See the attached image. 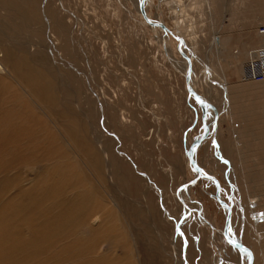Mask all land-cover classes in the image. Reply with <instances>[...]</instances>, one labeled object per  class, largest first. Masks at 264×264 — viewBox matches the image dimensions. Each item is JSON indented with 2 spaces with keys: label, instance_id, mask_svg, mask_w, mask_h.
<instances>
[{
  "label": "rangeland",
  "instance_id": "374dc122",
  "mask_svg": "<svg viewBox=\"0 0 264 264\" xmlns=\"http://www.w3.org/2000/svg\"><path fill=\"white\" fill-rule=\"evenodd\" d=\"M51 1H53V6L60 9V13L65 16V22L72 25L74 18L70 16V11L73 2L71 0ZM144 1L143 5H145L148 17L152 22L163 23L167 30L159 27L161 23L151 25L145 20L140 12V7L137 9L134 5L135 0H101L103 9L108 13L112 52L117 53V45L125 48L128 73H138L137 77H132L131 80L129 74L117 69L114 71L113 54L111 53L110 69L106 71L105 75L112 81L109 80L111 82L110 89L106 88L108 102L101 107H96V99L102 97L99 89L105 85L100 82L99 77L91 73L90 69L94 59L90 49H88L89 52H84L80 48V46H85V43L80 42L82 36L74 31L69 32L65 37L54 35L51 38L52 48H54L52 54L56 55L53 56L58 58L62 70L70 76V80L73 82L69 86L65 81L63 89L71 92L73 90L71 86H75V83L85 84L82 91L87 88L85 92H89V96L91 93L93 99L91 123L93 130L89 136L93 139L99 138L108 144L115 160L114 168L120 176L121 184L114 180L117 185L115 186L106 179L107 188L104 202L109 203L118 218L120 216L119 221L124 224L122 229L131 248H140L144 256L147 253L146 256L154 260V264H246L243 253L245 250L230 246L221 234L227 213L226 207L217 200L216 192L218 189V198L224 200L231 209L229 237L231 240H239L253 253L255 249L253 242L259 243L260 238L256 233V223L250 205H257L258 202L260 206H263L264 200L256 202V199H252L251 196L246 195L245 197L247 188L242 179L243 173L236 168L240 165L235 163L233 169L228 167V163H225L224 160L233 161V154L238 150L245 152L247 156L264 157V85L258 81L241 82L242 85L236 87L239 91L235 92L237 98L234 101L236 102L235 106L233 105L236 109L234 113L231 111L229 91L228 102L219 108L217 99L215 101V97L218 98L217 93L223 94L221 96L223 101L228 96L224 88L225 92L222 91L224 79L216 77L215 81H211L213 79L210 77L215 75L214 71L217 66L213 64L212 60L209 61L208 46L212 32L221 28L229 30L232 34L231 38L246 40V35L242 36V34L253 26L254 22L252 21L258 11H264V4L262 6L257 3V1L264 3V0ZM80 7L85 8V6ZM156 14L160 21L156 20ZM263 25L264 22H259L257 29L260 30ZM23 30L26 31L24 32L25 38L23 35L19 38L27 39L25 33H29L30 30L25 28ZM170 32L193 44L195 53L205 60L206 67L203 69L205 75H200L199 62L194 56L187 53L192 65V79L200 80L196 92L200 96L206 97V101L211 106V112L209 111L210 113L208 112L205 116L206 127L211 123V113H215L208 137L203 141L200 139L202 144L200 143L195 150L197 165L204 172L212 173L214 178L212 180L204 177L193 180L196 177L195 172L187 163V147L203 135L202 109L198 101L193 99L194 97H192L191 105L185 100L188 93L185 76L182 73L183 67L180 64L181 55L177 50L178 42ZM162 36L167 38V42L166 40L164 42ZM119 40L120 44H118ZM44 46L45 44H41V49H44ZM99 47V44H95L92 50L97 52L96 49ZM237 49L234 48L233 53L237 52ZM169 50L173 54L172 57L177 58L176 61L169 57L170 53H167ZM236 52L234 54H237ZM238 61H242L239 56ZM134 66L136 69L133 68ZM225 75L226 82L234 84L238 81L233 69L227 70ZM60 80L62 79L59 78L61 84L63 80ZM217 81L219 82L217 83ZM98 82L99 85H97ZM206 83L209 86H206ZM192 85L191 81V87ZM228 88L231 90L232 85H229ZM68 103L71 104L70 101ZM76 110L80 112L82 109L77 108ZM48 116L53 119L52 115L48 114ZM258 116L261 117L257 118ZM43 118L45 122H48V117ZM242 122L253 126V130L251 134L243 133L245 135L242 141L243 146L236 145L234 147V144L231 153H227L222 145L230 142L232 135L239 129ZM58 127L53 126L54 132L63 139ZM65 148L69 149L68 151L75 157L77 156L75 148H70L68 144L65 145ZM78 155L82 157L80 152ZM79 160L81 159L79 158ZM246 163L247 168L254 166L252 161ZM91 178H93L92 175ZM191 180H193L192 184L187 185V188H184L185 190L182 192L185 199L182 202L176 197L175 191L177 188L183 187V183L185 185ZM149 186L152 189L148 188ZM166 190L167 192H165ZM141 191L146 195H142ZM165 201L170 203L167 204ZM184 205L186 208L189 206L186 211ZM201 208L203 216L200 217ZM124 215L125 219H123ZM108 220L110 221L109 218ZM181 220H185L182 223L184 225L181 226L182 232L176 234L177 223ZM142 225L143 229L139 227ZM115 252L119 256L122 254L120 248H116ZM257 255L260 257L259 253ZM260 262L264 264V259H261ZM253 264L255 263L253 262Z\"/></svg>",
  "mask_w": 264,
  "mask_h": 264
},
{
  "label": "bare ground",
  "instance_id": "6f19581e",
  "mask_svg": "<svg viewBox=\"0 0 264 264\" xmlns=\"http://www.w3.org/2000/svg\"><path fill=\"white\" fill-rule=\"evenodd\" d=\"M71 1L73 6L70 5L72 8L70 16L74 18L72 25L65 22V16L60 13V9L53 6L51 0H0V264H154V260L146 256L147 253L144 256L140 248H131L122 229L124 224L119 221L120 216L118 218L109 203L104 202L107 188L106 179L115 186L117 185L114 180L121 184L120 176L114 168L115 160L108 144L99 138L93 139L89 136L93 130L91 127L93 99L91 93L89 96V92H85L87 88L82 91L85 84L75 83V86H71L73 88L71 92L63 89V83L67 82L70 86L73 82L70 80V76L62 70L60 61L54 57L56 55L52 54L54 48H52L51 38L54 35L65 37L69 32L74 31L82 36L80 42L85 43V46H80V48L84 52H89L88 49H90L94 59L93 67L91 66L90 69L91 73L99 77L100 82L105 85V88L100 87L99 89L102 97L96 99V107H101L108 102V99L106 100V95H108L106 88L110 89L111 82L109 80L111 79L107 78L105 73L110 69L111 53L113 54L114 71L117 69L127 75L129 74L131 80L132 77L136 78L138 73H128L125 48L117 45V53L112 52L108 13L103 9L101 0ZM140 3L141 0H135L134 5L137 9ZM257 3L262 4V6L264 4L261 1H257ZM80 6H85V8L82 9ZM143 8L146 12L145 5ZM146 14L144 19L151 25L161 23L152 22ZM157 17L158 14H156V20L160 21ZM252 22H254L253 26L242 34V36L246 35V40L231 38L230 31L222 28L219 29L220 31H213L211 40L209 39V61L212 60L213 64L217 66L214 71L215 75L210 78L213 79L211 81H215L216 77L224 79L222 91L224 88L228 96L223 101L221 100L223 94L217 93L218 98L215 97V101L217 99L219 108L224 106L229 100V91L233 113L236 110L233 107L237 98L235 92L239 91L236 87L241 86V82L246 80L257 81L250 76L247 78L248 66L253 65L255 60L264 61V32L257 29V24L264 22V11H258ZM24 28L30 32L25 33L27 39H20L19 37L24 36V32H26L23 30ZM121 36L123 35L121 34ZM162 39L167 42V38L163 37ZM181 40L184 44H180V50L186 55L189 53L194 56L199 62L200 75H205L203 70L206 67L205 60L195 53L193 44L182 38ZM41 44H45L44 49H41ZM95 44L100 45L96 49L97 52L92 50ZM118 44H120V40ZM233 46L238 48L237 52L235 51L237 54L233 53ZM167 53H170L169 57L172 59L171 50ZM238 56L242 58L241 62L238 61ZM176 60L177 58L174 59V61ZM180 64L183 67L184 76L190 72V89L196 92L200 80L192 79L191 61L188 63L186 58L181 55ZM231 69L235 71L239 81L234 84L226 82L225 79L227 78L225 73ZM59 78L63 80L61 84ZM126 79L125 77L124 80L126 81ZM237 82L238 84H236ZM258 83L264 85V79ZM229 85H232L231 90L228 88ZM187 93V103L191 105L193 96L188 89ZM200 97L198 104L201 109L202 106L205 108L207 115L209 111L211 112V106L206 101V97ZM69 101L71 104L68 103ZM77 108L82 110L78 112ZM48 114L52 115L53 119L49 118ZM214 114V112L211 113L212 118L209 119L211 123ZM43 117H48V122H45ZM211 123L207 126V136L202 138L201 135L196 139L197 144L193 148L195 163V150L201 143L200 139L203 141L208 137ZM53 126L55 128L59 126V130H57L61 132L63 139L54 132ZM220 126L219 124L221 130ZM252 130L253 126L250 124L248 126L242 122L239 129L232 135L230 142L222 146L227 153H231L234 144V147L236 145L243 146V137L251 134ZM116 142L118 143V140ZM65 143L70 148L76 149V157L68 151L69 149L65 148ZM190 144L191 147L193 142ZM78 152L83 158L79 157ZM232 159L231 162L226 160L224 162L233 169L235 163L240 165L236 168L243 173L242 179L247 188L245 197L246 195L251 196L252 199H256V202L257 200H264V157L247 156L245 152L238 150L233 154ZM247 161H252L254 166L247 168ZM187 163H189L188 160ZM189 166L191 169L193 168L196 175L197 172L193 165L189 163ZM201 171L204 174L209 173L202 169ZM208 175L212 176L213 174L209 173ZM162 179L164 178L162 177ZM214 183L216 184V182ZM182 185L183 187L176 189L175 195L183 202L185 199L182 192L189 183ZM141 192L142 195H146L145 192ZM184 206L186 211L189 206L187 208L186 205ZM250 208L253 210L256 233L260 238L259 243L253 242L255 244L254 254L239 240H231L236 246L228 242L234 248L245 250L243 253L246 264H253V262L261 264V259H264V205L260 206L257 202V205H250ZM199 212L200 217L203 216L202 208ZM123 219H125V215ZM183 221L177 223L176 234L182 232ZM139 227L143 229V225ZM251 227L253 229V226ZM227 229L229 230V224ZM221 234L225 237L224 227ZM116 248L122 250L120 256L115 252ZM258 253L260 257L257 255Z\"/></svg>",
  "mask_w": 264,
  "mask_h": 264
},
{
  "label": "water",
  "instance_id": "95a60500",
  "mask_svg": "<svg viewBox=\"0 0 264 264\" xmlns=\"http://www.w3.org/2000/svg\"><path fill=\"white\" fill-rule=\"evenodd\" d=\"M144 0H141V3H140V5H139V7H140V12L143 14V16L145 15V11H144V8H143V2ZM159 27L160 28H162L163 30H167V27L163 24V23H161L160 25H159ZM173 36H174V38L177 40V42H178V44H177V50L179 51V53L183 56V57H185L186 58V61L188 62V63H190V58H189V56H187L185 53H183L181 50H180V44H184L183 42H182V40L180 39V38H178V37H176L172 32H170ZM189 70V69H188ZM189 74H190V72H187V74H186V76H185V83H186V86H187V89L192 93V95H193V97H194V99L195 100H197V101H199V99H201V97H200V95L197 93V92H195V91H193L192 89H190V85H189V80H190V76H189ZM205 116H206V111H205V108L202 106V125H203V135H202V138H204V137H206L207 136V134H208V129H207V127H206V125H205V122H204V118H205ZM197 144V141L196 142H193V145L191 146V147H189L188 148V150L186 151V154H187V159H188V161H189V163L191 164V165H193V167L195 168V170H196V172H197V174H196V177L193 179V180H195V179H199V178H201V177H204V178H207V179H214L212 176H210V175H208V174H204L202 171H201V167L200 166H198L196 163H195V161L193 160V148H194V146ZM193 180H191V181H188V183L189 184H192V182H193ZM216 197H217V200L219 201V203L221 204V205H223V206H226V208H227V210H228V212H227V214H226V217H225V225H224V230H225V238H226V240L227 241H229L232 245H234L233 244V242L231 241V239L229 238V235H228V224H229V221H230V206L224 201V200H222V199H220V198H218V189H217V192H216ZM234 246H236V245H234Z\"/></svg>",
  "mask_w": 264,
  "mask_h": 264
},
{
  "label": "built area",
  "instance_id": "2783aa9c",
  "mask_svg": "<svg viewBox=\"0 0 264 264\" xmlns=\"http://www.w3.org/2000/svg\"><path fill=\"white\" fill-rule=\"evenodd\" d=\"M260 31L264 32V25L261 26ZM253 63H254L253 65L248 66L247 78L248 76H250L257 81L263 80L264 79V61L255 60Z\"/></svg>",
  "mask_w": 264,
  "mask_h": 264
},
{
  "label": "crops",
  "instance_id": "0c3cea01",
  "mask_svg": "<svg viewBox=\"0 0 264 264\" xmlns=\"http://www.w3.org/2000/svg\"><path fill=\"white\" fill-rule=\"evenodd\" d=\"M186 100H187V98H186Z\"/></svg>",
  "mask_w": 264,
  "mask_h": 264
}]
</instances>
